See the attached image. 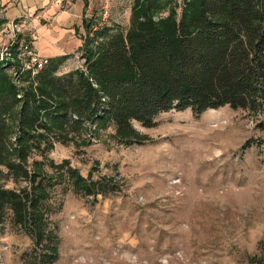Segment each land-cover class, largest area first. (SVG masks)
<instances>
[{
	"label": "rangeland",
	"instance_id": "1",
	"mask_svg": "<svg viewBox=\"0 0 264 264\" xmlns=\"http://www.w3.org/2000/svg\"><path fill=\"white\" fill-rule=\"evenodd\" d=\"M174 2L179 13L182 0ZM132 3L98 0L90 17L98 23L106 9L105 23L125 31ZM61 66L58 76L84 69V60L78 54ZM25 83L14 81L21 95ZM21 103L5 115L8 147L0 157V186L16 192L30 184L7 165L21 163L24 130L15 115ZM75 117L63 129L36 124L32 130L43 138L38 146L28 143L22 166L54 176L43 203V235L37 241L7 205L0 215V264H48L43 255L53 239L50 264H264L262 116L227 105L199 115L170 110L152 127L134 121L147 139L128 144L116 138L113 122L76 127ZM70 169L99 187L75 190Z\"/></svg>",
	"mask_w": 264,
	"mask_h": 264
},
{
	"label": "trees",
	"instance_id": "2",
	"mask_svg": "<svg viewBox=\"0 0 264 264\" xmlns=\"http://www.w3.org/2000/svg\"><path fill=\"white\" fill-rule=\"evenodd\" d=\"M176 7L174 0H133L125 31L106 23L95 27L93 17L84 16V69L58 76V64L49 61L33 82L23 72L21 97L0 62V157L8 147L5 115L22 102L15 111L24 130L18 140L21 163L7 165L30 183L22 192L0 186V215L9 205L15 219L37 241L42 238L43 203L54 176L22 166L28 143L38 146L43 138L32 133L36 124L47 131L63 129L72 115L76 127L84 121L98 127L113 122L116 138L128 144L147 139L134 121L152 127L163 112L189 109L199 115L227 105L262 116L258 126L264 130V0H182L179 13ZM164 9L167 15L160 16ZM70 171L75 190L92 192L94 182ZM50 242L43 255L48 264L57 253L54 239Z\"/></svg>",
	"mask_w": 264,
	"mask_h": 264
},
{
	"label": "crops",
	"instance_id": "3",
	"mask_svg": "<svg viewBox=\"0 0 264 264\" xmlns=\"http://www.w3.org/2000/svg\"><path fill=\"white\" fill-rule=\"evenodd\" d=\"M96 2L98 0H0V17L4 23L23 21L18 36L29 39L39 55L65 68L66 63L81 54L82 18L91 16ZM4 40L6 37L0 36V45Z\"/></svg>",
	"mask_w": 264,
	"mask_h": 264
},
{
	"label": "built area",
	"instance_id": "4",
	"mask_svg": "<svg viewBox=\"0 0 264 264\" xmlns=\"http://www.w3.org/2000/svg\"><path fill=\"white\" fill-rule=\"evenodd\" d=\"M107 13L104 9L95 27L105 24ZM23 25V21L0 22V36L6 37L0 45V62L7 72L12 73L16 84L20 82L21 73L29 72L33 76L43 70L50 61L48 57L39 55L34 50L29 39L18 36ZM17 97H21V94Z\"/></svg>",
	"mask_w": 264,
	"mask_h": 264
}]
</instances>
